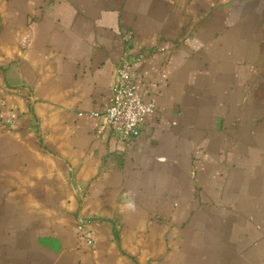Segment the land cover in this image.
<instances>
[{
  "label": "crops",
  "instance_id": "obj_1",
  "mask_svg": "<svg viewBox=\"0 0 264 264\" xmlns=\"http://www.w3.org/2000/svg\"><path fill=\"white\" fill-rule=\"evenodd\" d=\"M125 51L130 144L91 115ZM0 111V264H264V0H0Z\"/></svg>",
  "mask_w": 264,
  "mask_h": 264
},
{
  "label": "built area",
  "instance_id": "obj_2",
  "mask_svg": "<svg viewBox=\"0 0 264 264\" xmlns=\"http://www.w3.org/2000/svg\"><path fill=\"white\" fill-rule=\"evenodd\" d=\"M131 40L130 35L124 36L126 44H129ZM138 60L129 51H125L119 57L109 102L103 112L91 114L98 119L104 131H111L116 140L126 144L132 143L143 134L151 133V121L157 112L153 101L144 102L138 95L134 76V67ZM19 119L20 115L17 112L5 115L0 111V128H12ZM77 229L86 245L93 248V240L87 224L80 222Z\"/></svg>",
  "mask_w": 264,
  "mask_h": 264
}]
</instances>
